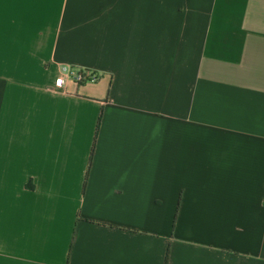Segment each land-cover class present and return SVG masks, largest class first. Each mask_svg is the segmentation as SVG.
<instances>
[{
  "label": "crops",
  "instance_id": "obj_1",
  "mask_svg": "<svg viewBox=\"0 0 264 264\" xmlns=\"http://www.w3.org/2000/svg\"><path fill=\"white\" fill-rule=\"evenodd\" d=\"M168 250L264 264V0H0V264Z\"/></svg>",
  "mask_w": 264,
  "mask_h": 264
},
{
  "label": "built area",
  "instance_id": "obj_2",
  "mask_svg": "<svg viewBox=\"0 0 264 264\" xmlns=\"http://www.w3.org/2000/svg\"><path fill=\"white\" fill-rule=\"evenodd\" d=\"M64 72H66V69L64 70ZM66 75L63 73L61 75H57L53 77L51 85L53 87H63L66 83L65 80ZM69 76L72 77L74 81H76L78 84L86 83V82H96L99 79V75L97 73H94L91 70H86V69H81L77 71L70 69Z\"/></svg>",
  "mask_w": 264,
  "mask_h": 264
},
{
  "label": "trees",
  "instance_id": "obj_3",
  "mask_svg": "<svg viewBox=\"0 0 264 264\" xmlns=\"http://www.w3.org/2000/svg\"><path fill=\"white\" fill-rule=\"evenodd\" d=\"M86 70H90V69H86ZM92 72L96 73L95 71H92ZM100 121H101V117H100ZM100 121H99V126H100ZM94 145H95V141H94V144H93V150H94ZM93 150H92V153H93ZM85 184L86 183H84V187H85ZM175 223H176V219L174 220L173 226H175ZM168 257H169V250H168V253H167V256H166V259H165V264H167V262H168Z\"/></svg>",
  "mask_w": 264,
  "mask_h": 264
}]
</instances>
